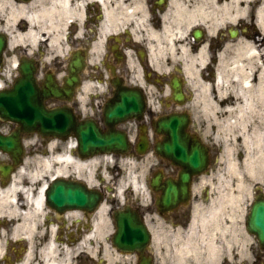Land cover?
Instances as JSON below:
<instances>
[{"label":"flooded vegetation","instance_id":"flooded-vegetation-1","mask_svg":"<svg viewBox=\"0 0 264 264\" xmlns=\"http://www.w3.org/2000/svg\"><path fill=\"white\" fill-rule=\"evenodd\" d=\"M59 2L0 0V91L21 60L22 79L58 89L44 104L72 115L32 148L0 116V264H264L250 228L264 225V0H67L56 43L16 39L22 6ZM171 112L186 114L191 158L156 151ZM82 129L125 146L82 151Z\"/></svg>","mask_w":264,"mask_h":264},{"label":"water","instance_id":"water-1","mask_svg":"<svg viewBox=\"0 0 264 264\" xmlns=\"http://www.w3.org/2000/svg\"><path fill=\"white\" fill-rule=\"evenodd\" d=\"M37 94L38 91L32 82L21 81V79L17 80L8 92L0 95V102L4 100V103L8 106V109L4 111L5 116L16 120L21 111V123L28 127L27 129L25 128L28 131L34 130V126L37 125L36 123L52 125L54 122H67L68 118L65 114L59 116L57 113H54V111H47L43 107L36 105L38 103L35 101ZM170 122L171 136H175L176 138L175 128L172 125L173 119H170ZM44 130L46 133L63 131L62 129H56L55 127H48ZM175 138L173 137L171 147L182 148L181 144ZM101 144L100 148L102 149L108 150L113 148V144L111 143ZM260 228L261 232L264 234V228L262 226H260Z\"/></svg>","mask_w":264,"mask_h":264},{"label":"bare ground","instance_id":"bare-ground-1","mask_svg":"<svg viewBox=\"0 0 264 264\" xmlns=\"http://www.w3.org/2000/svg\"><path fill=\"white\" fill-rule=\"evenodd\" d=\"M60 7V12L59 15H53L52 12H50L49 9L46 8H42L43 6H40V9L42 10V12H40V9L37 7H33L32 8V12H29V10H26L27 8H29V5H24L21 7V19H23L24 21L28 22V26L27 28L24 30V32L22 33L21 31V37L23 38H28L30 40L34 39L35 33L37 32L36 26H35V22L37 20H51V17L53 16L54 19H57L55 21L59 22V23H64V20L66 18V9H67V0H60L59 3H57ZM20 31V26L18 24V29ZM16 33V37L20 36V32ZM53 43H56L55 41V37H53L52 39ZM35 202H39V200L37 199Z\"/></svg>","mask_w":264,"mask_h":264}]
</instances>
